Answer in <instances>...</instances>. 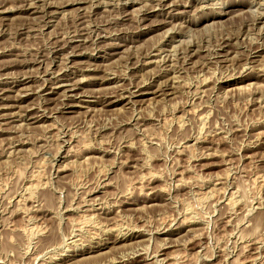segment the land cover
Instances as JSON below:
<instances>
[{
	"label": "rangeland",
	"instance_id": "1",
	"mask_svg": "<svg viewBox=\"0 0 264 264\" xmlns=\"http://www.w3.org/2000/svg\"><path fill=\"white\" fill-rule=\"evenodd\" d=\"M0 68V264H264V0H0Z\"/></svg>",
	"mask_w": 264,
	"mask_h": 264
},
{
	"label": "bare ground",
	"instance_id": "2",
	"mask_svg": "<svg viewBox=\"0 0 264 264\" xmlns=\"http://www.w3.org/2000/svg\"><path fill=\"white\" fill-rule=\"evenodd\" d=\"M29 5V4H28ZM30 6V5H29ZM23 9V8H22ZM30 8L28 7V9H25V10H29ZM80 19V18H79ZM139 27V26H138ZM137 28V27H136ZM57 47V46H56ZM220 56V55H219ZM184 58V57H183ZM2 64V63H1ZM1 69V68H0ZM18 83V82H17ZM16 84V83H15ZM19 84H21V83H19ZM165 84V83H164ZM203 84V83H202ZM170 86V85H169ZM205 86V85H204ZM162 87V86H161ZM171 87V86H170ZM56 89V88H55ZM164 89V88H163ZM165 89H167V88H165ZM164 89V90H165ZM163 90V91H164ZM167 90H169V89H167ZM170 90H171V88H170ZM68 91V90H67ZM127 92H128V90H127ZM130 92V91H129ZM138 92V91H137ZM166 92V91H165ZM170 92V91H169ZM56 93V92H55ZM116 94V93H115ZM113 102H116V101H113ZM110 103H112V102H110ZM109 103V104H110ZM4 109V108H3ZM131 118V117H130ZM84 148H86V147H84ZM93 150V149H92ZM36 187V186H35ZM31 194H32V192H31ZM30 200V199H29ZM167 233H168V231H167ZM131 237V236H130ZM136 238V237H135ZM131 239V238H130ZM117 240V239H116ZM119 240V239H118ZM127 240V239H126ZM125 242V241H124ZM123 242V243H124ZM63 261V260H62ZM135 260H132V261H126L125 263H123V264H132L133 262H134ZM65 262V261H64ZM111 264V263H110Z\"/></svg>",
	"mask_w": 264,
	"mask_h": 264
}]
</instances>
